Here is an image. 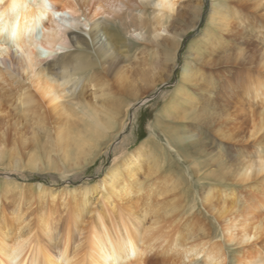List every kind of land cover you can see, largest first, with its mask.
<instances>
[{"label":"rangeland","instance_id":"1","mask_svg":"<svg viewBox=\"0 0 264 264\" xmlns=\"http://www.w3.org/2000/svg\"><path fill=\"white\" fill-rule=\"evenodd\" d=\"M197 1L179 0L170 19L176 33L187 27L190 4ZM200 4L196 25L180 36L171 59L167 49L159 46L162 38L171 35L164 31L154 47L124 36L126 45L111 67L104 69L98 60L92 65L100 81L83 88L82 94L88 99L92 92L101 93L100 88L108 91L105 105L116 104L121 115L109 139L99 140L89 155L66 159V120L59 109L48 108L42 121L20 119L15 125V117H4L5 124L0 122V219H11L14 208L26 215L43 211L52 216L48 243L54 245L63 233L64 220L75 214L82 186L101 181L109 168L115 167L118 179L126 175L128 166H139L134 174L142 184L140 193L119 199L107 198L100 189L89 192V213L84 212L75 227L92 223V212L104 214V207L111 208L118 221L120 214L127 216L130 211L136 214L131 220L138 219L142 229L148 225L163 226L169 232L189 229L190 242L214 243L221 249L223 264H235L243 246L230 241L222 230L224 215L219 207L223 199L227 206L237 207L264 183V175L235 178L241 157L264 152V128L249 137L250 123L244 122L250 113L257 122L262 112L260 97L246 92L264 80V0H200ZM87 28L74 31L90 41ZM0 68L5 67L0 64ZM121 75L128 77L129 84ZM65 95L70 97L68 92ZM147 165L152 166L150 173ZM162 192L157 199L164 202V209L157 211L154 194ZM147 193L152 195L150 207ZM254 244L264 257V233ZM163 249L165 244L153 247L145 263L167 261Z\"/></svg>","mask_w":264,"mask_h":264},{"label":"bare ground","instance_id":"2","mask_svg":"<svg viewBox=\"0 0 264 264\" xmlns=\"http://www.w3.org/2000/svg\"><path fill=\"white\" fill-rule=\"evenodd\" d=\"M178 3L179 0H0V64L5 67L0 68L2 125L14 117V125L20 119L42 121L48 108L59 109L66 120V159L89 155L98 147L99 140L108 138L121 115L116 104L105 105L108 91L100 88L101 93L92 92L88 99L82 94L83 88L100 81L93 75L92 65L98 60L104 69L111 67L119 49L126 45L124 36L129 41L154 47L164 31L171 35L162 38L159 46L167 49L168 58L178 46L180 36L196 25L201 6L200 0L190 4L192 16L187 19L188 25L176 33L170 19ZM214 8L215 5L210 10L211 18ZM81 26L88 27L90 41L74 31ZM121 80L130 82L124 75ZM261 83L264 80L246 92L260 97L262 110L257 114V122L250 109L247 111L250 115L244 122L250 123L249 127L246 125L249 137L264 128ZM11 108L16 110L14 114L9 113ZM2 156L0 151V160ZM135 168L139 166H128L126 175L118 179L115 167L109 168L101 181L90 187L82 186L78 192L80 200L73 209L75 214L64 220L63 233L54 245L48 243L52 240L49 225L52 216L37 210L26 215L14 208L11 219H0V264H146L145 255L164 244L166 249L161 253L167 255V261L161 264H223L221 249L214 243L206 246V241L190 242L189 229L186 233L178 229L165 231L163 226L148 225L142 229L138 219L131 220L134 212L129 211L127 216L120 214L118 221L111 208L104 207V214L92 212V223L75 227L77 221L82 222V214L89 213L90 204L86 202L89 192L100 189L108 194L107 198L119 199L140 193L142 184L135 178ZM146 168L150 173L152 166ZM235 171L237 181L263 176L264 152H250L241 157ZM260 186L258 192L243 199L237 207L227 206L225 199L219 207L224 215L222 230L230 241L243 246L235 264H264L261 250L254 244L264 233V183ZM157 193L153 200L158 211L164 209L161 207L164 202L157 199L163 192ZM150 195L144 197L149 207Z\"/></svg>","mask_w":264,"mask_h":264}]
</instances>
